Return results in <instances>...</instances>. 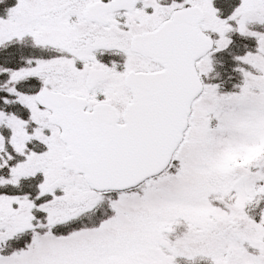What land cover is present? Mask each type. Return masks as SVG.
I'll return each instance as SVG.
<instances>
[{
    "label": "snow or ice",
    "instance_id": "6c2138e0",
    "mask_svg": "<svg viewBox=\"0 0 264 264\" xmlns=\"http://www.w3.org/2000/svg\"><path fill=\"white\" fill-rule=\"evenodd\" d=\"M0 264H264V0H0Z\"/></svg>",
    "mask_w": 264,
    "mask_h": 264
},
{
    "label": "flooded vegetation",
    "instance_id": "af4514ba",
    "mask_svg": "<svg viewBox=\"0 0 264 264\" xmlns=\"http://www.w3.org/2000/svg\"><path fill=\"white\" fill-rule=\"evenodd\" d=\"M13 2H14V0H13Z\"/></svg>",
    "mask_w": 264,
    "mask_h": 264
}]
</instances>
